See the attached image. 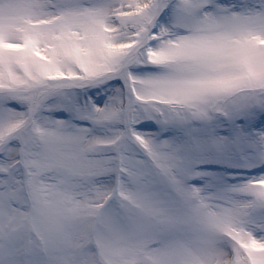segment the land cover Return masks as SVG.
<instances>
[{"label": "snow or ice", "instance_id": "obj_1", "mask_svg": "<svg viewBox=\"0 0 264 264\" xmlns=\"http://www.w3.org/2000/svg\"><path fill=\"white\" fill-rule=\"evenodd\" d=\"M0 264H264V0H0Z\"/></svg>", "mask_w": 264, "mask_h": 264}]
</instances>
